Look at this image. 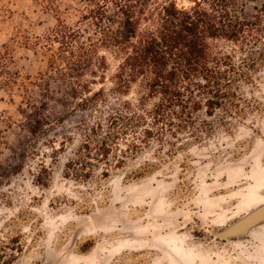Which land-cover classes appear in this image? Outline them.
<instances>
[{"label": "rangeland", "instance_id": "1", "mask_svg": "<svg viewBox=\"0 0 264 264\" xmlns=\"http://www.w3.org/2000/svg\"><path fill=\"white\" fill-rule=\"evenodd\" d=\"M88 8L0 0V54L10 50L8 67L28 89H0V264H264V225L246 238L214 237L264 204V67L255 87L244 86L240 109L166 130L114 169L113 155L97 161L100 146L82 147L81 124L103 109L93 119L78 106L72 84L33 46L60 22L91 33ZM99 55L107 68L83 77L95 79L93 92L111 88L118 65L111 52ZM28 97L52 124L35 137L22 127Z\"/></svg>", "mask_w": 264, "mask_h": 264}, {"label": "trees", "instance_id": "2", "mask_svg": "<svg viewBox=\"0 0 264 264\" xmlns=\"http://www.w3.org/2000/svg\"><path fill=\"white\" fill-rule=\"evenodd\" d=\"M83 1L89 8L82 18L90 22L91 33L60 22L33 46L51 57L53 76L72 84L70 95L80 99L78 106L93 119L103 109L93 123L81 124L82 147L100 146L98 162L113 155L111 166L122 169L164 131L188 130L200 114L213 117L221 110L240 109L244 86L258 82L264 67V4L190 0L189 7H179L176 0ZM100 49L111 52L118 65L111 88L93 92L95 79L83 77L87 72L95 78L107 68ZM9 61L6 49L0 54V89L19 85L28 90L20 73L9 69ZM26 107L28 112L20 109L22 127L31 136L52 127L30 98ZM21 170L18 166L13 172Z\"/></svg>", "mask_w": 264, "mask_h": 264}, {"label": "water", "instance_id": "3", "mask_svg": "<svg viewBox=\"0 0 264 264\" xmlns=\"http://www.w3.org/2000/svg\"><path fill=\"white\" fill-rule=\"evenodd\" d=\"M264 225V204L254 209L241 219L234 222L223 231L214 233V237L223 241L251 236L254 230ZM128 235H118L116 238H124Z\"/></svg>", "mask_w": 264, "mask_h": 264}]
</instances>
